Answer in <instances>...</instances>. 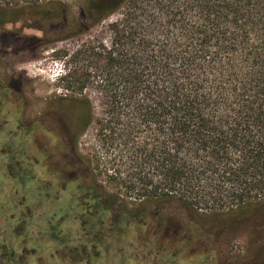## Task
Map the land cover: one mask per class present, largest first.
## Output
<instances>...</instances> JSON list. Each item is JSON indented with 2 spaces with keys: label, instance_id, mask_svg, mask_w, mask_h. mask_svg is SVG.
I'll return each instance as SVG.
<instances>
[{
  "label": "trees",
  "instance_id": "1",
  "mask_svg": "<svg viewBox=\"0 0 264 264\" xmlns=\"http://www.w3.org/2000/svg\"><path fill=\"white\" fill-rule=\"evenodd\" d=\"M19 22L39 26V44L107 22L101 47L71 56L85 64L68 87L97 74L104 182L180 206L200 241L245 231L235 263L264 264V0H81L76 17L62 0L0 6V26ZM61 99L81 113L78 136L92 104ZM116 197L102 185V200Z\"/></svg>",
  "mask_w": 264,
  "mask_h": 264
},
{
  "label": "rangeland",
  "instance_id": "2",
  "mask_svg": "<svg viewBox=\"0 0 264 264\" xmlns=\"http://www.w3.org/2000/svg\"><path fill=\"white\" fill-rule=\"evenodd\" d=\"M48 1L53 0H0V6L18 9ZM62 1L66 3L70 16L76 17L81 0ZM106 24L101 22L81 36L47 44L31 40L41 36L39 26L35 23L8 24L4 31L0 30V113L10 112L9 121H14L15 113L22 110V106L15 105L11 98L15 94L24 97L22 100L30 103L33 112L41 111L53 97L83 96L91 102L94 120L76 136L75 151L80 159H84L81 160L88 169V178L91 185L97 187V192L102 191L103 185L109 193L117 196L115 199L102 200L96 206L102 208V214L99 216L101 220L95 223L122 224L123 232H111V235L103 232L102 239L107 247H112V251L108 253L109 257L99 252L90 264H113L112 259L123 263L125 256L136 264L141 260L136 255L149 258L153 264H236V260L246 256L245 231L231 234L221 246L200 241L192 236L189 228L183 227L187 221L180 206L165 203L157 204L156 208V204L141 202L135 195L124 194L121 187L104 182L102 129L99 127L100 121L102 123V103L100 94L94 89L97 86L94 82L97 81V74L92 78L93 83H87L82 91L68 87L71 86L69 76L81 77L85 64L83 60L77 61L71 56L78 50L83 51L89 43L101 47L107 37ZM99 64L101 66V62ZM64 110L65 115L69 116L68 108ZM16 172L18 178L15 181L11 175L7 178L0 173V242H17L19 247L26 248L31 242L40 246L46 242L47 233L52 232L55 235L52 242L59 248L71 246L77 251L86 248L87 256L95 257L94 254L99 251L95 246L80 242L68 243L61 239L65 237L62 224L72 213L57 208L55 203L49 207L50 204L37 197L30 186L25 187L28 178L23 169L18 171L17 168ZM35 222H39L38 230L29 228ZM128 224L130 226L126 228ZM136 224L139 227L136 228ZM148 228L156 231L153 237L146 235ZM115 233L123 237H116ZM38 255L44 258L46 252L42 250Z\"/></svg>",
  "mask_w": 264,
  "mask_h": 264
},
{
  "label": "flooded vegetation",
  "instance_id": "3",
  "mask_svg": "<svg viewBox=\"0 0 264 264\" xmlns=\"http://www.w3.org/2000/svg\"><path fill=\"white\" fill-rule=\"evenodd\" d=\"M3 29L0 26V30L4 31ZM11 98L15 105L22 106V110L15 113L16 118L14 121L11 119V122L10 112L0 113V173L7 178L11 175L15 181L18 178L16 169H23L28 178L24 183L25 187L30 186L37 197L50 204L49 207L55 203L57 208L72 213L62 224L65 237L61 239L68 243H86L99 251L94 254L95 257L89 258L86 248L82 251L71 246L59 248L52 242L55 235L48 232L46 242L40 246L31 242L26 248L19 247L17 242L1 241L0 264H90L99 252L102 256H108L112 247L105 245L103 232L111 235V232L121 231L122 234L123 226L117 223H95L101 220L99 216L102 208L96 206L102 202V191L97 192V187L91 185L88 169L75 151L76 127L82 123L81 113H78L77 118L65 115L64 109L69 101L60 96L50 99L38 112H33L30 103L22 100L24 97L21 95L15 94ZM38 223L30 224L29 228L37 229ZM129 226L126 225V228ZM135 227L139 226L136 224ZM155 232L148 228L146 235L153 237ZM121 234L114 235L122 238ZM2 237L5 238V235ZM42 250L46 252L44 258L38 255ZM136 256L141 258L136 264H153L149 262V258ZM123 260V263H119L112 259L113 264H134L126 256Z\"/></svg>",
  "mask_w": 264,
  "mask_h": 264
}]
</instances>
